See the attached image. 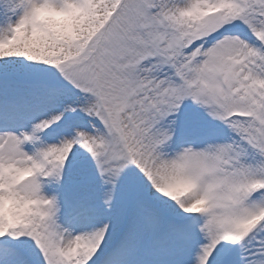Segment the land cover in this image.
I'll return each mask as SVG.
<instances>
[{
	"label": "snow or ice",
	"instance_id": "6c2138e0",
	"mask_svg": "<svg viewBox=\"0 0 264 264\" xmlns=\"http://www.w3.org/2000/svg\"><path fill=\"white\" fill-rule=\"evenodd\" d=\"M0 264H264V0H0Z\"/></svg>",
	"mask_w": 264,
	"mask_h": 264
}]
</instances>
